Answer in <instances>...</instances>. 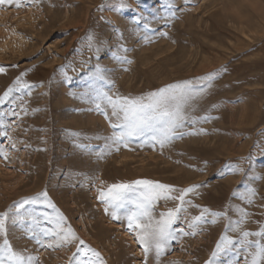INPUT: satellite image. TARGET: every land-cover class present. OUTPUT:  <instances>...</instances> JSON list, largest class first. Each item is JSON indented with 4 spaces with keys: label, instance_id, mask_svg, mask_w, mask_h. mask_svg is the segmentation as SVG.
<instances>
[{
    "label": "rangeland",
    "instance_id": "1",
    "mask_svg": "<svg viewBox=\"0 0 264 264\" xmlns=\"http://www.w3.org/2000/svg\"><path fill=\"white\" fill-rule=\"evenodd\" d=\"M117 3L22 0L19 8L0 6V67L5 68L0 94L22 73L33 85L31 96L27 90L23 94L27 115L6 118L16 149L0 135V147L9 152L8 161L0 156V212L14 201L47 191L67 223L106 264H156L153 253L144 256L127 222L105 213L98 189L138 179L178 187L199 184L186 199L227 212V218L212 224L207 217L196 236L172 242L163 262L205 264L221 234L238 236L231 230L239 219L238 207L251 213L245 230L264 225V0H175L171 23L160 19L168 14L165 0H127L130 8L115 11ZM137 17L143 18L140 25ZM145 21L150 22L147 32ZM124 55L131 65L116 59ZM97 66L115 82L114 91L132 95L218 72L195 113L213 117L195 126L205 134L185 136L163 149L133 142L100 158L113 129L83 97ZM10 107L0 105V111ZM229 165H239L241 171L233 174ZM246 187L258 190L252 206L232 195ZM172 206L161 202L157 212ZM199 211L190 208L176 227L188 231L186 221ZM9 239L15 249L39 255L43 264H67L75 251L74 245L55 252L39 249L18 227H10ZM229 259L222 258V264Z\"/></svg>",
    "mask_w": 264,
    "mask_h": 264
},
{
    "label": "snow or ice",
    "instance_id": "2",
    "mask_svg": "<svg viewBox=\"0 0 264 264\" xmlns=\"http://www.w3.org/2000/svg\"><path fill=\"white\" fill-rule=\"evenodd\" d=\"M28 2L38 3L39 0H28ZM3 5H14L19 8L22 6V0H0V6ZM175 7V0H165L164 8L168 14L161 16L160 19L171 23L176 18ZM128 8L130 5L127 0H118L114 5L115 11ZM142 19V17L136 18L137 25H140ZM143 29L145 32L150 30V22L145 21ZM161 35L166 36L167 33ZM91 39L89 37L90 48ZM144 39L148 41L150 37L146 34ZM123 51L126 53L128 49L123 48ZM116 59L122 64L133 63L126 55L117 56ZM4 72L5 68L0 67V73ZM218 74L212 72L132 95L114 91L115 82L97 66L83 97L87 98V102L93 105L95 111L104 116L113 129L111 136L105 138L106 143L98 154L99 157L110 155L113 150L120 151L121 147L129 148L133 142H138L141 147L158 145L163 149L185 136L205 134L203 128L197 129L195 126L213 117L207 114L197 116L195 113L199 110L201 101L207 96L208 90L212 88V82ZM24 75L22 73L18 76L13 85L0 94V105L6 103L12 105L8 111H0V129H3L0 135L8 139L12 149H16L17 145L7 131L12 125L7 123L6 118L8 116L19 118L21 113L27 115L28 108L23 94L26 90L28 96L32 94L30 89L33 85L23 79ZM14 92L21 95L13 96ZM16 107L20 108L19 112L15 110ZM212 107L216 108L218 105L214 104ZM190 127L195 130H190ZM73 135L78 134L73 133ZM79 147L89 146L81 144ZM0 156L8 161V150L0 147ZM228 168L233 174L241 171L239 165H229ZM101 184L103 185L104 182L101 181ZM200 187L199 184L178 187L160 181L138 179L130 183L120 182L101 187L98 189L97 199L104 203L105 213L110 214L112 220L127 222V229L134 234L146 258L153 253L156 264H164L163 257L171 251L173 241L182 236H196L202 230L201 225L209 222L207 220L209 216L212 218L210 221L212 224H216L221 218H227V212L212 211L186 199L189 194L196 193ZM232 195L238 197L243 204L252 206L256 203L258 190L254 187H246L244 191H234ZM161 202L165 204L172 202L174 206L157 212ZM26 205L29 207L26 208ZM190 208L200 209L199 215H193L186 221L188 231L183 228L178 229L177 222L182 216L189 215ZM42 209L52 211L50 213ZM236 211L239 219L231 230L237 232L238 236L233 238L226 232L221 234L205 264H222L224 257H231L227 264H239L241 256H243V264H264V225H261L258 231L245 230L243 225L248 222L251 213L245 207H238ZM10 227L21 229L39 249H50L55 252L74 245L75 251L68 257L67 264H106L101 253L87 245L67 223V217L49 198L47 191L14 201L4 212H0V264H43L39 255L32 254L27 249L17 250L13 247L9 239ZM168 264H181V262L173 260Z\"/></svg>",
    "mask_w": 264,
    "mask_h": 264
},
{
    "label": "bare ground",
    "instance_id": "3",
    "mask_svg": "<svg viewBox=\"0 0 264 264\" xmlns=\"http://www.w3.org/2000/svg\"><path fill=\"white\" fill-rule=\"evenodd\" d=\"M234 4V3H233ZM259 4V3H258ZM256 5V4H255ZM257 6V5H256ZM258 8V7H257ZM261 11V10H260ZM234 12V11H233ZM260 18V17H259ZM239 26V25H238Z\"/></svg>",
    "mask_w": 264,
    "mask_h": 264
}]
</instances>
